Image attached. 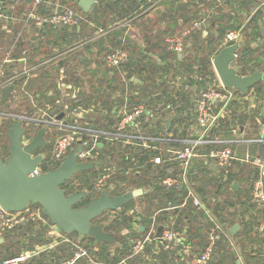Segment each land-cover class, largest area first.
I'll use <instances>...</instances> for the list:
<instances>
[{"label": "built area", "instance_id": "obj_1", "mask_svg": "<svg viewBox=\"0 0 264 264\" xmlns=\"http://www.w3.org/2000/svg\"><path fill=\"white\" fill-rule=\"evenodd\" d=\"M43 1L45 0H32L30 6L16 16L5 13L3 8L7 6L6 0H0V29L10 37L12 26L17 23L22 24V30L14 35L11 48L20 39L25 42L18 57L14 56V51L11 49L2 52L0 92L3 87L12 84L13 89L8 100L14 97L16 103L19 100L24 101V104L29 101L36 106L33 109H23L19 112L0 111V119L9 120L11 123L15 120L20 121L21 127L24 128L21 134L23 144L32 139L36 128H45L43 138L48 149L41 147V151L33 153V155H42V161L34 172L56 168L68 152L75 149L76 159L80 162H91L92 167L72 174L70 183L73 188L72 190L64 188L67 194L80 190L85 191L86 194L88 189H79L77 186L82 184L87 176H91V189L98 195L104 190H109L111 194L124 193L137 188V186H128V179L130 177L133 179L145 168L150 169L158 184L175 194L173 200H168L149 216L150 220L146 224H142L136 216L143 212L136 201L126 208L107 209L110 211L104 217L110 218L108 220L121 218L123 215L133 218L128 231L134 233L127 236L132 250L115 262L98 259L93 252L98 246L95 241L96 245L90 249L58 229L59 234L56 236L55 243L67 244L70 248V256L64 258L59 264H74L79 259H84L89 264H128L126 260L142 253L148 242H153L160 250L172 253L173 256L176 255L178 262L182 264L189 260L190 254L187 252L192 250L188 225L181 219L182 212L188 205L195 210H200L213 221L208 231L207 241L199 251L192 252L190 258V264H208L219 236L220 225L211 216L202 197L194 189V180L191 175L195 172L193 163L203 159L206 164L207 160H212L221 167L226 176L233 164V151L227 141L214 138L211 133L217 126L219 118L229 112L228 106L231 102L242 96L247 98L249 95L246 91L245 94L238 93L236 88L225 87L219 78L218 80H207L196 91L195 121L189 125L190 132L182 136L177 131H169L165 126L164 111L172 108L173 105L167 90H165L166 95L163 96L164 101L159 102L154 97L156 91L150 89L143 92L140 86L131 83L123 74L120 75L117 83L112 85L106 80L101 86L94 87L88 84L84 88L80 81H76L67 72L69 66L78 68L74 67L67 57L81 49L94 37L101 35V30L91 38L66 44L63 49L38 62L27 63L32 47L38 45L39 36L33 28L40 29L46 24L70 28L78 25L83 17L74 5H61L59 2L46 6L48 10L40 12L38 6L42 5ZM203 21L204 19L194 20L181 32L167 35L165 41L168 48L174 52H183L187 49L188 42L185 38L201 27ZM22 31L25 35L21 33ZM239 38L238 30H230L226 32L224 42L228 39L238 40ZM99 58L110 78L115 71L121 70L122 64L128 58V53L118 46L104 51ZM60 61L62 63H59ZM20 62L23 63L22 66L19 65ZM42 67L51 68L55 88L35 93L21 92L16 95L14 81L22 76L25 78L35 76ZM190 74L189 71L176 74L157 72L153 82L157 87L169 86V77L175 76V80L183 82L191 76ZM202 75L195 72L198 84L200 79L205 77L204 73ZM96 76L102 77L100 73ZM130 79L132 80V76ZM213 103L216 104L215 107ZM250 108L251 105L247 104L242 110L248 113ZM99 142H102L101 146L98 145ZM77 146L79 148L76 149ZM245 159L257 164L260 168L258 178L253 182L252 195L264 210V169L261 168V158L260 156L251 158L246 156ZM98 160H100L99 163H97ZM43 166L46 169H42ZM160 172L163 176H158ZM121 177L124 179L122 180ZM123 188L124 191L113 193ZM43 218L45 216L42 214L41 207L38 206L29 204L22 210H8L0 206V236L14 231L24 222ZM105 221L106 219H103L95 223L101 222L105 225ZM158 224L162 225V231L160 236H155ZM261 226L264 227V220ZM123 230L127 231V229ZM77 239H79L78 236ZM38 252L39 250L21 251L14 256L1 259L0 264H26Z\"/></svg>", "mask_w": 264, "mask_h": 264}, {"label": "crops", "instance_id": "obj_2", "mask_svg": "<svg viewBox=\"0 0 264 264\" xmlns=\"http://www.w3.org/2000/svg\"><path fill=\"white\" fill-rule=\"evenodd\" d=\"M129 1L131 0H95L88 11L92 10L96 4L107 7L111 5V2H117L112 11L107 10V15L114 18V15L119 14L118 18L107 23L104 30L98 29L95 33L102 30L103 34L108 30L121 27L123 30L120 39L126 41L129 37V42L134 43V53L140 52L141 54L140 66L132 75L135 85L140 86L145 80L153 81L157 72L176 74L189 71L191 73V76L183 82L175 80V76H172L169 77V86L151 88V91L157 92L154 97L159 102L164 101L163 96L166 95L165 90H167L173 105L172 108L164 111L167 130L177 131L182 136L190 132L189 125L195 121L196 91L203 82L218 80L213 57L223 46L227 31L238 30L240 32L239 39L244 42V46L236 50L237 58L233 64L241 65L242 73L254 70L264 71V0ZM58 2L59 0H45L43 5L52 6ZM72 2L70 1L69 4L71 5ZM6 3L8 4V2ZM197 19H204V21L201 27L195 29L185 38L188 42L187 49L183 52H174L169 51V48L166 47V50H162L161 41L165 40L167 35L181 32ZM88 24L91 26L93 22L88 21ZM157 25H162L160 30L162 34L159 38L155 37L158 31ZM219 26L223 27L224 34L218 48L214 51V49L203 47L202 45L208 39H214L217 36ZM68 31L69 29H66L60 33H53L46 41L65 40ZM98 45L100 44L98 43ZM98 48L99 46L94 45L88 51L86 50V61L89 62V68L86 67V70L89 69L90 78L95 77L98 73L101 75L103 73L100 59L96 58L98 66L95 65L93 59ZM100 54L98 55L100 56ZM86 70L85 72H87ZM195 72L198 75H202V73L205 75L204 79H200L199 84ZM213 72L215 75H211ZM259 86L262 89H258ZM263 90L264 85L258 83L246 91V94L249 95L247 98L242 96V98L232 101L228 106L229 112L219 118L217 126L212 130L211 136L227 141L233 151V164L226 176L221 167L212 160H207L206 164L203 159L193 163L195 172L191 175L194 180V189L202 197L207 209L208 205H212L214 202L208 193H203V190L208 188L214 192L213 195H216L213 196L215 202L219 201L223 206L222 213L220 210L215 214L211 213V216L220 225L219 235L221 234L223 239L218 240V236L217 245L214 247L208 264H237V261L239 264H264V227L261 226L264 220V210L252 195L253 182L258 178L260 168L257 164L245 159L246 156L250 158L260 156L261 168L264 169V121L260 116ZM237 92L244 93L239 89ZM247 104L251 105V110L248 113L242 110ZM215 105L213 103V107ZM167 119L170 120L169 125L166 124ZM252 122L255 127L251 126ZM260 141L263 142V156H261L258 147ZM141 189L138 197H134L140 200L141 210H143V201L146 200L143 194L148 192V189L152 190V187H142ZM194 217L195 221L192 219ZM181 219L183 222L189 223L192 228L191 243L189 242L192 250L187 252L190 254L189 260L182 263L190 264L191 253L199 251L203 247L202 244L207 241L204 225L210 219L203 212L195 209L192 210V213L187 209L184 210ZM210 222L208 231L213 221L210 220ZM234 224L237 227L231 232L230 228ZM196 225L202 227L203 230H195ZM58 234V228L45 216L40 220L24 222L14 231L4 233L0 236V243H7L10 246L18 242L15 247H19L21 251L39 250L26 264H55V261L61 262L68 253V250L60 249V246H68L67 244L55 243ZM112 247L111 245V249ZM178 261L176 255L173 256L172 253L160 250L153 242H148L143 252L133 256L128 264H180ZM74 264L89 263L84 259H79Z\"/></svg>", "mask_w": 264, "mask_h": 264}, {"label": "trees", "instance_id": "obj_3", "mask_svg": "<svg viewBox=\"0 0 264 264\" xmlns=\"http://www.w3.org/2000/svg\"><path fill=\"white\" fill-rule=\"evenodd\" d=\"M70 1H73L71 3V5H74L75 8L81 12L82 14V19L80 20L78 25L75 26H71L70 28H68V26H54L51 24H46L44 25L43 28L40 29H36L33 28V31L36 32V34L39 36L38 37V45L33 46L32 47V52L30 57L27 59V63L28 64H32L34 62H38L39 60H42L44 58H46L47 56H50L52 54H54L55 52H57L58 50L63 49V47L66 44H69L75 40H81V39H87V38H91L92 36H94L96 33L95 31L98 29H102L104 30L106 28V24L107 23H111L112 21H114V18H118V15H114L115 17L113 18V16H108L107 15V10L112 11L113 8L116 6L117 2H111V5H108L107 7H102L99 5H94V7L92 8V10L90 11H83L82 8L78 5V3L76 2V0H59V4L61 5H70ZM133 0L129 1L132 2ZM6 2H8L7 6H5L3 8V11L5 13H9L12 15H20L21 12H23L27 7L30 6L31 4V0H6ZM16 3V4H14ZM12 4V6H11ZM13 7V8H12ZM38 10L40 12H43L45 10H48L46 6H44L43 4L38 6ZM88 21L93 22V24L90 26L88 24ZM13 30L11 32L10 37L6 34V32L2 29H0V58L2 57V52L6 49H11L12 51H14V56L18 57L19 56V51L21 50L22 46L24 45L25 42H23V40H18L15 42V46L13 48L12 44L14 42V35H16L17 33H19L22 30V24L17 23L15 26L13 25ZM66 29H69L68 34H67V39L65 40H54V41H46V39L50 38L53 33H60ZM101 30V31H102ZM122 28H114L113 30H108L105 33L94 37L93 40H90V42L84 44L82 46L81 49L75 51L72 55L67 57V60H70L73 64L74 67H78V68H73L71 66H69V68L67 69V72L70 73L74 79L76 81H80L82 86L85 88L86 85L90 84L92 86H101L106 80L109 81V83L112 85L113 83H117V81L120 79V75L123 74L125 77H127L131 83H133V81L130 79L131 76L135 73V70H137V67L140 66L139 61L141 60V54L140 52L134 53V48L135 45L133 42H129V37H127V40H121L120 39V35L122 33ZM159 31H157L158 33ZM23 35H25V32L22 31L21 32ZM224 34V29L223 27L219 26L217 28V36L214 39H208L207 42L205 44H203L202 46L209 48L210 50L214 51L218 48V45L220 44V39L222 38ZM155 37H158L157 34L155 35ZM161 47L162 50L165 49L166 47H168V44L165 40L161 41ZM30 43V42H29ZM50 43V45L48 44ZM98 43L100 45H98ZM31 45V43H30ZM97 45L99 46L98 50L95 53V58H93L95 60V65H99L98 64V59L99 58V53H103L104 51L114 48V47H122L124 48L127 53H128V58L127 60L122 64L121 66V70L120 71H115L113 76H111L110 78H108V74H107V69L105 67H103V63H101V68L103 70L102 73V77H98L95 75V77L90 78V74H89V69L86 70V67L89 68V62L86 61L87 59V54H86V50L88 51L89 48H91L92 46ZM169 51H173L169 48ZM90 52V51H89ZM100 54V55H101ZM140 56V57H139ZM59 63H62V61H60ZM20 66L23 65V63H19ZM84 67V68H83ZM83 68V69H82ZM85 70L87 72H85ZM211 75H215L214 72ZM98 77V78H96ZM93 81V82H92ZM25 84H24V83ZM151 82V83H150ZM148 82L147 80L144 81V83L142 85H140L141 90L143 92L150 90L152 87H157L156 83H154L152 80ZM15 83V90L14 93L20 94L21 92L25 93V92H40L44 89H54L55 88V82H54V76L51 73V68H40L35 76H31L28 78H25L24 76L19 77L17 80L14 81ZM258 89H262L260 88V86L258 87ZM11 101H16L14 99V97H11ZM4 106L5 108L8 106V99L6 100H2V97L0 95V107ZM36 106H34L33 104H31L29 101L25 102L22 100L17 101V107L15 108H10L7 107L8 109H2L0 108V111H8V112H19L20 110L23 109H33ZM262 121L263 118H262ZM11 121L9 120H3L0 123V152H1V156L2 158H6L8 153H9V140L8 137L6 135V132L10 126ZM39 128H36V131ZM140 157V156H138ZM142 160V158L140 159ZM42 169H46L45 166L42 167ZM158 176H163V174L160 172ZM91 176H87L85 177V179L83 180L82 184H79L77 187L79 189H87L88 185L91 182ZM122 180L124 179L123 177H121ZM127 178V177H126ZM71 178L66 180V184L65 182L61 185L62 188H66L68 190H72V185L70 183ZM128 186L132 187V186H137V187H152V190H150L149 192H146L143 194V196L145 197V201H143V212L142 213H138L136 216L139 217V221L142 224H146L147 222H149V216L152 215V213L161 205L165 204L168 200H173V196L175 197V194H173V191H169L166 190L165 188H163L162 185L158 184L156 177L150 172L149 168H145L144 170H142V172L139 175H136V177H134L132 179V177H130V179H128ZM124 191L123 189H119L116 191H113V193H120ZM203 193L206 194L208 193L210 196V199H213L214 202L212 203V205H208V209L210 210V213L215 214L217 213L219 210L221 212L222 209V205L220 204V202H215V198L213 196L214 192L212 190H210L209 188L207 190H203ZM98 195V193L94 192L92 189L88 190L87 193L85 194V197H83L77 204H75V206H81L84 205L86 203H88L89 200H91L92 198L96 197ZM138 197V196H137ZM141 197V196H139ZM134 202V198H132L131 200H129L128 202H126L123 206H121V208H126L128 207L130 204H132ZM32 206H38L40 207V205L38 203H34V204H30ZM221 205V206H220ZM188 210L190 213H192V210L194 209L193 207H191L190 205H188L185 210ZM110 210H104L103 212H101L98 216H96L94 219H92V222H98L100 220H105V225H104V230L106 232H112L115 234L116 238L115 241L113 243L110 242H102L100 244H98V246L96 247V249L93 251L95 253V255L98 257V259H102L108 262H115L116 260L120 259L123 256H126V254H129L132 250V245L130 243V241L127 240V236L133 234L134 232H130L128 231V228L131 226L132 223V216H126L123 215L121 218L116 217L114 219L111 218V220H108L110 218L108 217H104L102 218V216L106 213H108ZM222 213V212H221ZM219 215V214H218ZM159 218V217H158ZM135 219V218H134ZM195 221V217L192 218ZM159 225V224H158ZM157 225V226H158ZM188 225V233L189 236H192V228L189 225V223H187ZM211 225L210 220H207V224L204 225L205 231H206V240L208 237V229ZM122 229H127V231L122 232ZM203 230L202 227H200L199 225L195 227V230ZM9 233V232H8ZM67 235H70L72 237L75 238V240L79 243V244H83L87 247H89L90 249L95 245L94 244V238L88 235H84L83 237L77 239V233L75 231L72 232H66ZM220 239V241L223 239V237L221 238V234L219 235L218 240ZM217 241V240H216ZM219 241V242H220ZM204 242V241H203ZM206 242V241H205ZM205 242L202 244V246L205 244ZM218 243V242H217ZM18 244V242H15L14 244L10 245L7 243H0V251L2 252H6V254L4 256H0V261L1 259L5 258V257H11L14 256L16 254H18V252L21 251V249L18 247H15ZM111 245L112 250H111ZM216 242H215V246H216ZM214 246V247H215ZM15 247V248H13ZM62 251H67L68 253L64 258H67L68 256H70V252H69V247L68 246H60ZM69 248V249H68ZM112 251V252H110ZM63 258V259H64ZM50 261V259H49ZM127 262L131 261L130 259L126 260ZM60 261H55V264H59Z\"/></svg>", "mask_w": 264, "mask_h": 264}, {"label": "water", "instance_id": "obj_4", "mask_svg": "<svg viewBox=\"0 0 264 264\" xmlns=\"http://www.w3.org/2000/svg\"><path fill=\"white\" fill-rule=\"evenodd\" d=\"M77 3L83 11H88L95 0H78ZM243 46V40H226L214 55L213 65L222 85L245 92L258 83L264 85V71L254 70L242 73L241 65L233 64L237 58L236 50ZM12 89V84L1 89L2 100L6 99ZM260 116L264 119V90ZM169 123L170 120L167 119L166 124L169 125ZM23 132L24 128L18 120L13 121L6 132L9 140V153L3 159L0 152V206L8 210H22L29 204L38 203L42 214L47 216L49 221L61 231H75L78 238L84 235L91 236L96 244L113 243L115 236L104 230V224L94 223L91 220L104 210L123 206L134 196L139 195L142 189L137 187L120 194H111L109 190H104L88 203L75 206L84 197L85 191L80 190L67 194L61 185L75 172L92 167V163L78 161L75 149H72L56 168L35 173L34 169L42 161V155H33V153L37 148L45 145L43 138L45 128L40 127L26 144L21 142ZM98 145L101 146L102 142ZM258 147L263 156L262 141ZM99 162L100 160L97 161ZM91 187L92 185L89 184L87 189L90 190ZM236 227L237 225L234 224L230 231L233 232ZM161 231L162 225L159 224L155 236H160Z\"/></svg>", "mask_w": 264, "mask_h": 264}, {"label": "rangeland", "instance_id": "obj_5", "mask_svg": "<svg viewBox=\"0 0 264 264\" xmlns=\"http://www.w3.org/2000/svg\"><path fill=\"white\" fill-rule=\"evenodd\" d=\"M157 28H158V33H157V36H158V38L159 37H161L160 35L162 34V33H160V30H161V28H162V25H157L156 26ZM12 91V90H11ZM11 91L9 92V94H8V96L10 95V93H11ZM0 95H1V92H0ZM8 96L6 97V99L8 98ZM6 99H4V100H6ZM7 107H10V108H15V107H17V103L14 101V102H12L11 100H8V106ZM5 108L4 106H1L0 108H2V109H8V108ZM4 111H6V110H4ZM2 122V120L0 119V123ZM255 124L252 122L251 123V126H253V127H255L254 126ZM254 130V129H253ZM46 150L48 149V146L45 148ZM127 185H128V183H127ZM134 198H136L135 199V201L140 205V200L139 199H137V197H134ZM134 201V202H135ZM142 205V204H141ZM107 215V213L106 214H104L103 216H102V218H104V216H106ZM122 232H125V230H123L122 229ZM108 233H111V234H113L114 236H115V234L114 233H112V232H108ZM115 238H116V236H115ZM6 254V252H2V251H0V256H4Z\"/></svg>", "mask_w": 264, "mask_h": 264}, {"label": "flooded vegetation", "instance_id": "obj_6", "mask_svg": "<svg viewBox=\"0 0 264 264\" xmlns=\"http://www.w3.org/2000/svg\"><path fill=\"white\" fill-rule=\"evenodd\" d=\"M44 146H45V145H44ZM46 147H47V144H46L45 147L42 146V148H46ZM38 151H41V147L37 148V149L34 151V153H35V152H38ZM3 159H4V158H3Z\"/></svg>", "mask_w": 264, "mask_h": 264}]
</instances>
